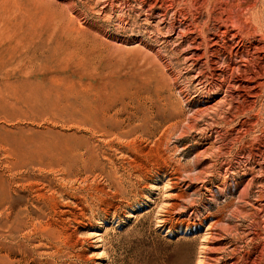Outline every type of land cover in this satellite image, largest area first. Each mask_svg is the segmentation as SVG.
Here are the masks:
<instances>
[{
	"label": "rangeland",
	"instance_id": "1",
	"mask_svg": "<svg viewBox=\"0 0 264 264\" xmlns=\"http://www.w3.org/2000/svg\"><path fill=\"white\" fill-rule=\"evenodd\" d=\"M0 264H264V0H0Z\"/></svg>",
	"mask_w": 264,
	"mask_h": 264
}]
</instances>
